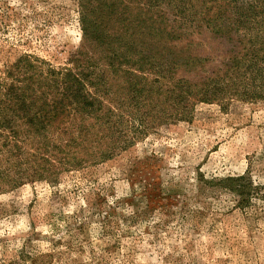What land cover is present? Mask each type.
<instances>
[{
  "label": "rangeland",
  "instance_id": "obj_1",
  "mask_svg": "<svg viewBox=\"0 0 264 264\" xmlns=\"http://www.w3.org/2000/svg\"><path fill=\"white\" fill-rule=\"evenodd\" d=\"M82 43L81 0H0V77L24 54L70 66ZM94 57L97 76L108 67ZM105 78L108 100L127 104L123 80ZM156 114L105 161L6 187L0 264H264V102L198 103L163 125ZM241 175L246 205L225 181Z\"/></svg>",
  "mask_w": 264,
  "mask_h": 264
},
{
  "label": "trees",
  "instance_id": "obj_2",
  "mask_svg": "<svg viewBox=\"0 0 264 264\" xmlns=\"http://www.w3.org/2000/svg\"><path fill=\"white\" fill-rule=\"evenodd\" d=\"M81 24L70 66L24 54L0 77V193L105 161L149 132L153 112L163 125L198 103L264 102V0H81ZM204 33L221 55L203 49ZM92 57L108 69L96 76ZM107 73L127 104L108 100ZM245 179H225L242 205Z\"/></svg>",
  "mask_w": 264,
  "mask_h": 264
}]
</instances>
